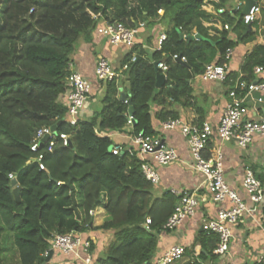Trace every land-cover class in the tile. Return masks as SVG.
I'll list each match as a JSON object with an SVG mask.
<instances>
[{"label":"trees","instance_id":"1","mask_svg":"<svg viewBox=\"0 0 264 264\" xmlns=\"http://www.w3.org/2000/svg\"><path fill=\"white\" fill-rule=\"evenodd\" d=\"M262 1H256L260 14L264 12ZM230 2H209L217 13L224 10L218 13L221 27L217 28L214 24L219 23L204 9L206 0L8 1L0 26V264L12 251L6 232L11 235L18 264H47L44 254L50 250L52 236L96 229L113 231L114 236L92 264L151 263L159 235L170 232L163 227L179 198L170 192L154 197L153 185L141 172V161L127 150L113 155V142L102 135L122 131L127 124L128 104L118 98L119 78L100 84L102 107L89 121L79 120L75 126L67 122V108L59 97L67 90L68 66L78 42H89L101 23L151 28L159 19L166 21L161 50L147 52L136 44L126 55L123 65L128 68L122 72L133 108L131 135L158 138L151 123V106L163 108L156 115L158 121L177 120L178 114L165 108L194 106L190 80L210 63H227V50L254 41L256 21L249 31L242 9L226 8ZM91 14L98 19L93 20ZM181 34L189 39H181ZM196 34L204 40L191 39ZM172 55L184 58L185 63L173 60ZM158 62L167 66L165 83L159 88ZM257 67L264 70L263 46H255L244 57L237 73L228 71L223 84L232 89L238 81H261L254 73ZM42 128L55 129L57 136L67 135L69 145L58 142L48 152L45 141L37 153L31 152ZM38 154L42 155L40 162ZM203 156L209 158L208 148ZM12 180L17 182L19 201L10 188ZM74 204L80 218L72 209ZM98 207L108 218L94 228L92 212ZM147 219L150 225L146 228ZM218 243L217 234L199 233L193 245L184 249L180 262H218L219 256L213 254ZM197 246L200 251L195 254Z\"/></svg>","mask_w":264,"mask_h":264},{"label":"crops","instance_id":"2","mask_svg":"<svg viewBox=\"0 0 264 264\" xmlns=\"http://www.w3.org/2000/svg\"><path fill=\"white\" fill-rule=\"evenodd\" d=\"M217 0H206L205 10L214 17L213 21L217 28L221 27L217 19L218 13L209 3ZM245 0H232L226 5V8L238 4L244 6ZM264 5V0L261 2ZM241 8V9H242ZM257 29L252 28L255 33V39L251 43L238 46L233 50L231 59L228 63V71L237 73L244 57L249 54L255 46L264 47V12L259 14L257 20ZM167 22L157 20L151 28L144 27L137 36L136 44L147 52L153 51L154 42L159 32L167 29ZM228 32L230 30L228 29ZM233 36V35H232ZM130 50L124 46L111 45L106 38L96 35L93 32L89 42L80 40L77 48L71 57L70 71L79 72L92 83V93L89 97L85 110L80 114L81 121H89L95 112L100 111L102 104L101 98L104 90L103 85L95 81L94 72L96 62L103 58L106 59L116 73L121 71L124 59ZM258 78H264V70L257 75ZM121 77V78H120ZM118 84V98L121 93L129 97L127 84L124 82L125 76L120 75ZM117 78V79H118ZM192 88V100L194 106L183 107L181 104H174L166 110L175 111L178 114V120L186 124L200 125V123H209L213 127L217 126L219 120L228 103V87L223 83L205 81L201 75H196L190 80ZM262 98V102L257 100ZM127 100V99H126ZM126 103V102H125ZM248 112L244 119L259 120L264 119V96L258 92H253L246 100ZM129 107V106H128ZM161 106L153 104L151 106L152 127L157 133L158 138L163 144L175 150L178 159L167 165L157 166L152 156H146V162L150 163L157 170L159 182L153 185V196L160 197L166 192L172 193L179 198L182 194H193L197 197L199 206L198 212L193 217L184 221L178 228L169 233L162 232L159 235V242L156 253L150 264L157 261L163 253L172 246H182L184 249L190 248L199 233H203V225L215 219L219 209L218 205L211 200L203 186V176L192 166V160L188 146L179 130L165 131L162 129V123L157 120L156 115L162 110ZM128 113V111H127ZM107 136L113 142V146H118L121 150H136L132 142L131 127H124L122 131H111L102 134ZM209 157L220 153L224 169V180L232 190H235L251 213L243 216L236 225L231 227V239L228 250L223 256H219L218 262H209L208 264H251L258 262V259L264 256V202L258 205L253 204L248 198L242 187V181L246 170H251L256 178L264 187V135L256 134L252 143L245 149L240 148L234 142L221 141L214 134L207 145ZM92 227L101 226L108 218L102 208H96L92 212ZM82 237L89 239L93 245L90 252L91 264L101 255L113 240V231L90 230L81 233ZM200 248L195 247V254H198ZM13 254H15L12 250ZM16 256V255H15ZM85 255L79 251L76 255L64 256L53 252L47 264H84ZM9 256H5L4 263ZM18 264V257H17ZM184 262V260H183ZM182 262V263H183ZM180 261L176 264H182Z\"/></svg>","mask_w":264,"mask_h":264},{"label":"built area","instance_id":"3","mask_svg":"<svg viewBox=\"0 0 264 264\" xmlns=\"http://www.w3.org/2000/svg\"><path fill=\"white\" fill-rule=\"evenodd\" d=\"M242 4L238 3L233 10H241ZM224 10H218V13H223ZM260 14L258 5L252 6L247 14L242 16L243 23L250 25L255 22ZM98 15L91 14L93 20L98 19ZM144 28V24H140L135 28H126L122 24L101 23L96 27V35L106 38L111 45L124 46L131 50L137 41V36L140 30ZM184 35V34H183ZM185 37V35H184ZM166 40V34L159 32L155 38L153 49L160 51L163 43ZM233 50H227L225 58L228 61L223 65L210 63L204 67L201 77L205 81H213L225 83L228 74V63L231 59ZM173 60H180L185 63V59L172 55ZM135 61V54H132L131 62ZM69 64L68 68L70 69ZM157 69L161 74L167 72V66L164 62L156 64ZM128 64L121 67V71L116 73L111 64L106 59H99L96 62L94 77L97 83H105L120 77L121 73L127 70ZM263 72V68L257 67L254 70L256 75ZM67 90L59 97V102L67 108L66 120L71 126H75L80 120V114L85 110L89 97L92 93V83L79 72H70L67 82ZM253 92H258L264 96V79L254 83L247 84L246 82H237L236 85L227 90L228 103L219 120L217 126L213 127L209 123H202L200 126L186 124L180 120H170L162 123V129L165 131L179 130L183 136L191 156L193 168L203 176V186L210 195L211 200L219 207L216 217L213 221L203 225V231L206 234H217L219 243L213 254L223 256L226 254L230 239L231 227L246 214L251 213L239 194L232 190L224 180V169L222 156L217 153L209 158H204L203 154L206 151L207 145L212 136L215 134L221 141L234 142L240 148H247L253 141L256 134L264 135V119L247 120L244 119L248 109L246 100ZM126 102V101H125ZM262 102V98L257 100ZM127 124L125 127H131L133 117L127 116ZM47 138V151L51 152L54 146L60 142L62 146L69 145V137L65 134H59L49 129L42 128L37 131L35 138L30 147L31 152L37 153L43 139ZM136 150H127L130 156H136L141 161V172L145 179L152 185H157L159 175L157 170L150 163L146 162V156H152L157 166H167L178 159L177 152L166 147L160 138H147L142 134H138L132 139ZM121 148L114 146L111 149L113 155H118ZM42 160V155L38 154L37 161ZM12 179V176L9 177ZM242 187L250 201L258 205L264 202V187L256 178L251 170H246L242 181ZM199 202L195 195L184 193L179 197L174 214L164 225L165 231H173L178 228L184 221L193 218L198 212ZM150 225V220H146V228ZM91 241L82 237L78 232L71 231L64 235H54L50 240V251L57 252L64 256L76 255L81 251L84 255V264H91L92 257L90 254ZM49 252L44 254L48 257ZM184 255L182 246H172L168 248L163 255L153 264H176L181 261ZM258 262L264 264V256L258 259Z\"/></svg>","mask_w":264,"mask_h":264},{"label":"water","instance_id":"4","mask_svg":"<svg viewBox=\"0 0 264 264\" xmlns=\"http://www.w3.org/2000/svg\"><path fill=\"white\" fill-rule=\"evenodd\" d=\"M256 1H257V0H245V2H244V6H243L242 11H241V16H244L245 14H247V13L249 12V10L252 8V6H254V5L256 4ZM247 28H248L249 31L251 30V26H250V25H248ZM180 38H181V39H189V38L186 37V36L184 37L183 34L180 35ZM191 39H193V40H194V39H195V40H204V38H202L200 35H197V34L194 35L193 37H191ZM178 61H180V60L178 59ZM164 83H165V76H164V74H158V76H157V81H156V87L159 88V87H161ZM126 99H127V98H126V95H125L124 93H121L120 96H119V100L125 102ZM126 103H127L128 106H129V107H128V113H127V116H128V117H133V108H132V106H131L130 100H127ZM132 124H134V121H133ZM53 131H55V129H53ZM46 140H47V138H44V139H43V142H45ZM68 186H70V185H68ZM10 188L13 189L12 192H13V195H14L15 199H16L17 201H19V188L17 187V182H16V180H12V182H11V184H10ZM72 209L75 211L77 218H80V216H79V214H78V212H77V210H76L75 204L72 206ZM52 253H53L52 251L49 252L48 257L46 258V262L50 259Z\"/></svg>","mask_w":264,"mask_h":264},{"label":"rangeland","instance_id":"5","mask_svg":"<svg viewBox=\"0 0 264 264\" xmlns=\"http://www.w3.org/2000/svg\"><path fill=\"white\" fill-rule=\"evenodd\" d=\"M8 1L9 0H0V26H2L3 25V11H4V9H5V7L7 6V4H8ZM107 40V39H106ZM88 104V103H87ZM6 235L8 236V238H9V240L7 241V247H9L10 248V250L12 249H14V246H13V244H12V239H11V235L8 233V232H6ZM12 252V251H11ZM13 252L15 253V254H13V253H9L8 254V256H9V259L7 260V262L6 263H4V264H17V252L15 251V249L13 250ZM16 255V256H15Z\"/></svg>","mask_w":264,"mask_h":264}]
</instances>
